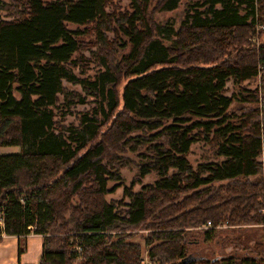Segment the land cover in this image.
I'll list each match as a JSON object with an SVG mask.
<instances>
[{
	"label": "trees",
	"instance_id": "1",
	"mask_svg": "<svg viewBox=\"0 0 264 264\" xmlns=\"http://www.w3.org/2000/svg\"><path fill=\"white\" fill-rule=\"evenodd\" d=\"M118 2L0 0V147L19 148L0 153V238L43 235L38 264H145V253L153 264H264V239L182 261L199 242L192 227L209 220L264 232L260 90L243 86L264 81V0H186L179 23L156 14L183 0ZM84 50L104 67L94 78L75 71L92 62ZM65 81L94 98L79 124L57 119L87 101ZM199 141L222 160L194 166ZM142 229L146 250L133 240Z\"/></svg>",
	"mask_w": 264,
	"mask_h": 264
},
{
	"label": "rangeland",
	"instance_id": "2",
	"mask_svg": "<svg viewBox=\"0 0 264 264\" xmlns=\"http://www.w3.org/2000/svg\"><path fill=\"white\" fill-rule=\"evenodd\" d=\"M8 1V0H7ZM186 0H183L181 7L178 8L175 11L172 12H164V13H157V18L161 19L162 21H165L169 17H174L175 20L179 23L184 15V2ZM129 2L130 0H119L118 4L121 5L122 9H129ZM5 13V12H4ZM10 18V17H7ZM75 26L71 25V28L74 29ZM84 53L86 56L91 58L92 62H90V66L87 69L85 73H81V69L77 68L75 71L76 73L82 78V77H90L94 78L96 74L104 70V67L101 65L99 60L96 58L95 54L90 51V50H84ZM65 88L69 91H73L75 94H80L82 96H85L87 98V101L85 103H79L75 102L73 106L71 107L73 110L72 114H68L64 119H61V115L58 114L57 119L61 120V122L65 125L69 124H79V117L80 114L91 109L93 106H95L94 98L92 96H89L87 94V91L80 85V84H74V83H69L67 81L64 82ZM228 95H232L233 93H238L239 92V87L232 81L230 80L227 84ZM243 86H248L249 88L255 89L258 88L260 90V96L264 98V81H263V76L260 75L257 78H254L250 81H246L243 83ZM59 104H65V97L63 94L59 95ZM77 100V98H76ZM248 105V104H247ZM236 107L237 104H234ZM260 105L258 104V107ZM59 113V112H58ZM263 120V119H262ZM264 123V121H263ZM262 123L263 127L264 124ZM19 148H16L15 146H4L0 147V153L5 154V153H11L14 150H18ZM133 156V159H137L136 157ZM223 158V157H222ZM222 158H217L214 154L213 151L210 147L209 144H206L203 141H199L194 143L192 146L191 153L189 154V160L194 166H197L201 162H206V161H216V160H222ZM138 172V167L135 165L125 167L122 169V176L125 185H130L132 182L133 178ZM158 178L156 173H151L147 175L143 181L140 183H137L135 186V190H138L141 188L143 184H148V183H153L156 179ZM114 182L111 183L113 185ZM123 191H124V186H121L117 191L111 193L108 198L109 199H120L123 197ZM127 200V199H126ZM128 201V200H127ZM225 223V221L228 220H220ZM219 222V221H218ZM229 222V221H228ZM230 223V222H229ZM203 224L201 223L197 226L192 227V232H196L198 236L199 242L193 246V250H191V254L194 257H199V258H213L215 256H224L228 257L230 254H233L236 251H240L239 253H236L238 255H241L240 253L243 252L242 247H240L237 243H244V244H249L253 245L257 239L263 240L264 239V232L261 229L255 228L253 225L251 226V223L249 224H233L230 223L227 224L225 227L217 228L215 235L209 239H206L204 231L206 230H212L210 228H203ZM262 226V225H260ZM148 233V230H139L137 234L133 237V240L137 243H140L142 246H144V249L146 250L145 246V239L144 237ZM240 238V239H239ZM196 240V241H198ZM26 245V239H22V246ZM26 246H24V249ZM193 252V253H192ZM146 254V253H145ZM144 255L145 258V264H153L150 262L148 259L147 255ZM221 259V258H220ZM197 262V260H195ZM169 261H166L163 264H169ZM154 264H159V263H154Z\"/></svg>",
	"mask_w": 264,
	"mask_h": 264
},
{
	"label": "crops",
	"instance_id": "3",
	"mask_svg": "<svg viewBox=\"0 0 264 264\" xmlns=\"http://www.w3.org/2000/svg\"><path fill=\"white\" fill-rule=\"evenodd\" d=\"M23 238L26 239V248L20 252L19 245ZM43 243L44 236L33 232L23 236L5 234L0 238V264H38Z\"/></svg>",
	"mask_w": 264,
	"mask_h": 264
},
{
	"label": "built area",
	"instance_id": "4",
	"mask_svg": "<svg viewBox=\"0 0 264 264\" xmlns=\"http://www.w3.org/2000/svg\"><path fill=\"white\" fill-rule=\"evenodd\" d=\"M256 28H257L258 31L261 28L264 29V24H262L260 22L259 13L258 12L256 13ZM260 99L261 100L259 101V105L262 108L264 106V98L260 96ZM262 136H264V131H262ZM263 150H264V146H263ZM262 158L264 159V151H263ZM258 212L261 213L264 216V196H263L261 205L258 207ZM227 224L230 225V223L228 221H225V223L222 222V221H219V222L215 223V222L209 220V221L205 222V224H203L202 227L203 228H210V229H217V228L225 227ZM260 225L264 226V222L261 223Z\"/></svg>",
	"mask_w": 264,
	"mask_h": 264
},
{
	"label": "flooded vegetation",
	"instance_id": "5",
	"mask_svg": "<svg viewBox=\"0 0 264 264\" xmlns=\"http://www.w3.org/2000/svg\"><path fill=\"white\" fill-rule=\"evenodd\" d=\"M260 107V115H261V117H262V119H263V116H264V107H262L261 108V106H259ZM264 120V119H263ZM263 131H264V128H263ZM263 138H264V136H263ZM264 151V150H263ZM263 151H262V154L260 155V157H259V161H261L262 162V175H261V178H262V181H263V183H264V159L262 158V155H263ZM264 194V193H263Z\"/></svg>",
	"mask_w": 264,
	"mask_h": 264
},
{
	"label": "water",
	"instance_id": "6",
	"mask_svg": "<svg viewBox=\"0 0 264 264\" xmlns=\"http://www.w3.org/2000/svg\"><path fill=\"white\" fill-rule=\"evenodd\" d=\"M193 258H195L193 255L188 254L186 257H184V258L182 259V261H183V262H187V261H189V260H191V259H193Z\"/></svg>",
	"mask_w": 264,
	"mask_h": 264
}]
</instances>
